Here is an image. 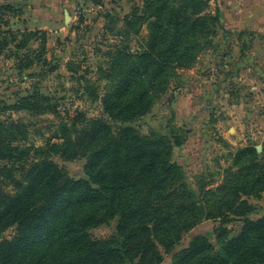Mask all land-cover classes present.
Instances as JSON below:
<instances>
[{
	"label": "trees",
	"instance_id": "1",
	"mask_svg": "<svg viewBox=\"0 0 264 264\" xmlns=\"http://www.w3.org/2000/svg\"><path fill=\"white\" fill-rule=\"evenodd\" d=\"M20 13L0 5V53L9 52L18 74L40 67L31 78L45 67L57 70L46 55L47 32L10 28L9 17ZM109 16L111 27L105 23L104 30L114 43L101 53V65L83 66L78 77L99 117L65 114L50 138L36 145L29 138L32 122L2 118V111L58 114L51 97L34 87L0 107V264H160L203 220L218 222L215 243L196 235L170 264H264V217H249L250 200L264 193V143L260 151L249 142L230 153L219 185L213 173L197 174L190 183L175 159L186 132L142 134L134 125L167 93L169 78L192 68L224 30L218 11L209 0H141L123 17ZM67 71L74 76L77 68ZM55 158L84 160L83 176L71 178ZM80 207L91 209L71 213ZM111 220L114 233L92 237V228ZM237 221L234 233L228 224ZM10 227L15 234L2 238ZM54 245L71 256L55 259Z\"/></svg>",
	"mask_w": 264,
	"mask_h": 264
},
{
	"label": "rangeland",
	"instance_id": "2",
	"mask_svg": "<svg viewBox=\"0 0 264 264\" xmlns=\"http://www.w3.org/2000/svg\"><path fill=\"white\" fill-rule=\"evenodd\" d=\"M75 1V19L65 32L56 35L55 32L45 31L48 37L46 55L52 65L57 66V70L47 73L48 69L45 67L42 76L31 78L28 74L41 73L40 67L34 65L32 71L23 70L18 74L13 68L9 52L0 53L1 109L4 104L12 106L19 97L34 87L44 95L50 96L51 103L57 106L58 114L43 116L3 109L2 118L11 117L32 122L33 128L29 138L36 145H41L45 139L50 138L58 119L65 114L73 115L75 111H82L88 118L100 116L97 104L91 103L83 94L85 81L78 78L79 74H82L83 66L95 69L101 65L104 59L101 53L106 51L108 43H114L113 37L104 30L105 23L111 27L113 18L109 15L115 13L123 17L134 6L141 4V0H103V5L95 8L87 0ZM209 1L212 12L218 11L224 30L213 37L210 47L199 54L197 63L192 68L177 71L169 78L171 83L167 93L160 97L149 115L134 125L142 134L150 131L168 134L171 130L186 132V141L180 148L175 149V159L184 166L187 181L192 183L193 177L197 174L213 173L214 185L217 186L223 179L222 170L230 162L229 154L238 148L240 143L236 134L229 137L228 133H225L228 126H225L223 119L233 116L225 105V95H230V102L234 106L231 111H235L237 110L235 105L240 104L242 98L248 101L252 96L255 98L260 91L264 92V33L253 31L258 27L262 29L264 27V0ZM106 15L107 19L104 18ZM238 15L245 22V29L234 27ZM256 15H259L256 19H250ZM250 22L254 25H249ZM32 46L34 47L30 48H36V45ZM253 57L257 58L254 60ZM71 65L77 68L74 76L67 71ZM240 73L250 77L247 85H242L238 80ZM245 77L243 76V79ZM92 78V73L86 75V79ZM244 86L249 89L245 91L242 88ZM261 143L259 142V147ZM54 160L71 178L83 176L84 160L74 162H64L58 158ZM250 203L254 209L249 217L255 220L263 218L264 193L258 199H251ZM90 209L80 207L71 213L84 214ZM216 225L217 221L203 220L192 230L184 233L182 241L171 253L164 255L160 264H170L173 255L185 248L196 235L207 236L215 243L212 230ZM115 226L116 220H111L108 224L92 228L90 234L93 238L104 239L114 233ZM228 227L234 233L237 232L239 221L229 223ZM14 234L15 228L10 227L1 237L10 239ZM52 249L55 259L71 256L67 252L60 253L57 245Z\"/></svg>",
	"mask_w": 264,
	"mask_h": 264
},
{
	"label": "crops",
	"instance_id": "3",
	"mask_svg": "<svg viewBox=\"0 0 264 264\" xmlns=\"http://www.w3.org/2000/svg\"><path fill=\"white\" fill-rule=\"evenodd\" d=\"M4 4L21 9V13L18 16L9 17V26L13 30H21L24 28L29 30L37 29L55 32L56 35H61L75 19V0H0V5ZM93 7L98 8L95 4H93ZM258 16H252L250 19H256ZM251 24L254 25V23L250 22L249 25ZM235 25L234 27L238 29H245V22L242 21L240 15L235 19ZM251 26L249 27L253 29ZM253 31L264 33V27L263 29L258 27ZM256 58L253 57L254 60ZM243 76H246L245 73H240L238 80L242 85H247L246 83H249L248 78L250 77L243 79ZM242 88L245 91L249 89L247 86ZM229 98L230 95L226 94L225 105L233 116L229 119L226 117L223 119L225 126H228L226 127L225 133H228L229 137L236 134L239 137V147L245 146L249 142L259 144V142L264 141V92L260 91L255 98L252 96L248 101L242 98L240 104L235 105L237 107L235 111H231V108L234 106H232ZM254 99H256V102H254Z\"/></svg>",
	"mask_w": 264,
	"mask_h": 264
},
{
	"label": "water",
	"instance_id": "4",
	"mask_svg": "<svg viewBox=\"0 0 264 264\" xmlns=\"http://www.w3.org/2000/svg\"><path fill=\"white\" fill-rule=\"evenodd\" d=\"M256 149H257V151H260V150H261V148H260L259 146H257V148H256Z\"/></svg>",
	"mask_w": 264,
	"mask_h": 264
},
{
	"label": "built area",
	"instance_id": "5",
	"mask_svg": "<svg viewBox=\"0 0 264 264\" xmlns=\"http://www.w3.org/2000/svg\"><path fill=\"white\" fill-rule=\"evenodd\" d=\"M73 1V0H72Z\"/></svg>",
	"mask_w": 264,
	"mask_h": 264
}]
</instances>
